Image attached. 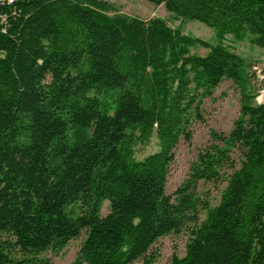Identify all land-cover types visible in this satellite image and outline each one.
Returning <instances> with one entry per match:
<instances>
[{
  "label": "trees",
  "instance_id": "1",
  "mask_svg": "<svg viewBox=\"0 0 264 264\" xmlns=\"http://www.w3.org/2000/svg\"><path fill=\"white\" fill-rule=\"evenodd\" d=\"M146 1L218 41L106 0L0 5V264H52L42 254L82 233L73 264H154L157 241L182 232L185 254L170 264H264V101L224 42L264 50V0ZM195 45L207 53L191 54ZM224 80L240 93L233 127L211 131L167 194L175 148ZM153 134L158 150L135 159V143ZM200 181L225 183L215 205Z\"/></svg>",
  "mask_w": 264,
  "mask_h": 264
},
{
  "label": "rangeland",
  "instance_id": "2",
  "mask_svg": "<svg viewBox=\"0 0 264 264\" xmlns=\"http://www.w3.org/2000/svg\"><path fill=\"white\" fill-rule=\"evenodd\" d=\"M106 1L112 3L119 14L137 17L143 20L160 18L169 27L177 28L183 34L199 37L211 43L218 41L217 36L210 27L199 21L176 17L168 12L162 4L154 5L146 0ZM224 42L243 56L249 63L248 71L249 74H252V84L257 95L258 90L264 85V82L262 79L259 80L256 77L255 68H259V70L264 72V50L255 47L247 40L234 41L229 35L225 36ZM189 51L191 54L204 55L208 50L202 46L195 45L191 46ZM200 108L201 117L196 118L191 124L190 142H186L181 138L175 148L174 159L168 167L166 176L165 191L167 194H172L188 176L191 163L195 159L197 152L211 144V131L228 134L232 129L240 109V93L238 87L231 80L222 81L211 95L202 99ZM157 150L158 142L156 136L153 134L146 142L135 143L134 157L139 160ZM224 184H221L218 188V186H215L211 182L200 181L198 192L201 198H208L211 205H215L219 199V192ZM108 208V200H104L100 208L101 215H105L108 212ZM200 217L203 218L202 212H200ZM83 238L84 233L70 240L59 252L54 253L48 250L42 256L49 258L52 264H73ZM187 241L188 234L186 232L170 234L160 238L154 247L157 252V259L154 264H170V259L173 255L182 257L185 254Z\"/></svg>",
  "mask_w": 264,
  "mask_h": 264
},
{
  "label": "built area",
  "instance_id": "3",
  "mask_svg": "<svg viewBox=\"0 0 264 264\" xmlns=\"http://www.w3.org/2000/svg\"><path fill=\"white\" fill-rule=\"evenodd\" d=\"M12 2H13V0H0V5H3L5 3L9 4V3H12ZM6 19H7V15L5 13H2L0 15V21L1 22H5ZM0 25H1V23H0ZM2 31L4 32V28L3 27H2ZM257 75L262 76V81L264 82V72L259 70V68H258V74ZM262 89H264V85L262 86ZM258 103H260V102H258Z\"/></svg>",
  "mask_w": 264,
  "mask_h": 264
},
{
  "label": "bare ground",
  "instance_id": "4",
  "mask_svg": "<svg viewBox=\"0 0 264 264\" xmlns=\"http://www.w3.org/2000/svg\"><path fill=\"white\" fill-rule=\"evenodd\" d=\"M254 68H255V67H254ZM255 69H256V70H255V75H256V77H257L259 80L262 79V76L257 75V74H258V69H257V68H255ZM255 99H256L257 103H258V102H263V101H264V89H262V87L258 90V93H257Z\"/></svg>",
  "mask_w": 264,
  "mask_h": 264
}]
</instances>
